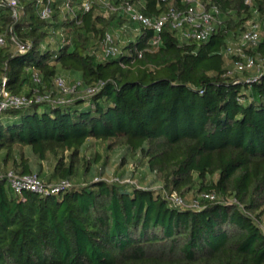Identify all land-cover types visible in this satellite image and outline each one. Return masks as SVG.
I'll return each instance as SVG.
<instances>
[{"label": "trees", "instance_id": "1", "mask_svg": "<svg viewBox=\"0 0 264 264\" xmlns=\"http://www.w3.org/2000/svg\"><path fill=\"white\" fill-rule=\"evenodd\" d=\"M60 2L46 21L35 0H22L14 21L0 0L7 41L0 48V85L29 95L33 72L53 93L57 74L81 82L66 103L0 114V264H264V70L229 73L223 54L256 16L252 54L264 57V0H204L219 10L206 41L181 40L165 26L154 46L148 45L154 32H129L133 25L121 11L103 14L93 5L78 22L62 21ZM125 2L151 19L186 6L184 0L113 1ZM49 26H65L69 42L43 47ZM125 27L129 38L117 40L111 32ZM106 33L121 53L98 60ZM10 36L29 49L16 51ZM90 142L104 149L103 158L97 151L85 155ZM117 148L161 188L140 185L136 173L110 175L133 184L102 179L109 178L102 168ZM42 162L51 169L45 181L81 177L83 183L44 196L15 194L4 174L40 177ZM92 164L99 171L89 178ZM162 190L200 199V207L172 206Z\"/></svg>", "mask_w": 264, "mask_h": 264}, {"label": "built area", "instance_id": "2", "mask_svg": "<svg viewBox=\"0 0 264 264\" xmlns=\"http://www.w3.org/2000/svg\"><path fill=\"white\" fill-rule=\"evenodd\" d=\"M9 6L11 17L16 21L22 14V0H3ZM56 0H35L38 5L36 14L43 20H51L53 13V3ZM114 0H61L57 8L59 11V18L64 20H74L78 22V14L88 12L93 5L99 7L100 13L110 14L115 12H122L129 24L133 25L128 28L129 32L137 34L141 29H151L155 38L149 40L148 45H157L159 42L158 34L165 26H169L175 30L182 40L206 41L211 33L214 31L217 23V16L219 10L215 5H207L204 0H184L185 7L182 10L170 8L166 12L161 13L155 18H147L143 16L138 9L127 2L122 4L113 3ZM251 0H245V3H250ZM67 29L65 26H49L47 28V37L42 46L57 47L67 44L69 42L67 37ZM259 37V24L254 20L247 21L245 28L234 38L229 39L223 48V54L232 62V71L229 73L254 72L260 73L264 70V57L255 56L252 51L256 48ZM10 43L13 48L24 53L29 49V45L18 41L14 36H10ZM7 45L5 34L0 32V48ZM121 53L120 47L116 44L112 34L106 33L100 42V48L96 51L98 60H105L114 58ZM140 54H138V57ZM251 79L256 76L252 75ZM5 79H3L4 81ZM31 80L34 88L29 95L13 94L0 85V114L9 108H21L29 106L32 103L47 102L52 104H63L69 101L71 95L75 94L81 82L75 80L72 84H67L63 75L57 74L53 77L52 85L55 92L45 90L41 86V79L38 73L33 72ZM38 88H41L40 91ZM96 86L86 89L87 93H92ZM8 185L15 194H20L23 191H29L37 195L56 194L64 188L73 186V182L69 179H59L54 182H47L36 174H17L12 170L4 174ZM102 179L112 182L118 181L120 183H131L133 180H120L116 177H103ZM159 185L151 187V189L158 190ZM164 199L172 206L198 209L200 207V199H186L179 196L175 192L161 191ZM199 198L206 200L216 199L213 193H201Z\"/></svg>", "mask_w": 264, "mask_h": 264}, {"label": "rangeland", "instance_id": "3", "mask_svg": "<svg viewBox=\"0 0 264 264\" xmlns=\"http://www.w3.org/2000/svg\"><path fill=\"white\" fill-rule=\"evenodd\" d=\"M254 21L257 22V18L256 16L253 18ZM126 28H123V30L117 29V30H113L111 33L115 34V36L117 37V40L121 41L126 40L129 38V35L126 34ZM227 65L229 67V69L232 71L233 67H232V62L230 59H227ZM63 75L65 81L67 82V84H72L75 79H73L72 75L70 73H63L61 74ZM96 144V143H95ZM93 143H89L90 147L85 150V155L86 156H90V154H92L94 151L99 152V154H101L102 158L105 156V151L104 149L99 146V145H95ZM122 157L124 158V163H122ZM101 158V159H102ZM31 163L35 166V168L37 169L36 166H38L37 164H35V162H33V158L31 157ZM104 167L102 168V172H104L105 174H107L108 177H111V173L112 174H124L125 175H133L135 174L137 181L140 183V185L144 186V187H153V186H157L158 184H156V182H153V176L147 173H144V170L142 169L141 166L136 167L134 164V161L127 156L126 152L124 149L122 148H117L115 149L113 152H111L108 157H107V161L106 163L103 165ZM92 169L89 175H87V177L92 178L93 176H96L98 173V167L99 164H92ZM45 168H50V165L47 162H42L41 163V171ZM35 169V171H36ZM142 172V174H140L139 172ZM75 184H77L78 182L83 183V180L81 179V177L79 178H74L72 180ZM191 197V195H190ZM187 197V198H190Z\"/></svg>", "mask_w": 264, "mask_h": 264}, {"label": "crops", "instance_id": "4", "mask_svg": "<svg viewBox=\"0 0 264 264\" xmlns=\"http://www.w3.org/2000/svg\"><path fill=\"white\" fill-rule=\"evenodd\" d=\"M72 77H73V79H76V78H77V76H76L75 74H73ZM31 164H32V163H31ZM36 167H37V166H36ZM32 168H33V173L37 172L38 169H36L35 166H34L33 164H32ZM35 169H36V171H35ZM50 170H51L50 168H45V169H43V170L40 172V174H41L40 177H42V178L44 179V176L50 174ZM186 197H190V194H187Z\"/></svg>", "mask_w": 264, "mask_h": 264}]
</instances>
